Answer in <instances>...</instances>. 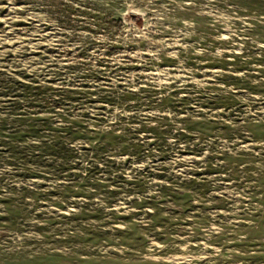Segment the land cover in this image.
Segmentation results:
<instances>
[{
  "label": "rangeland",
  "instance_id": "374dc122",
  "mask_svg": "<svg viewBox=\"0 0 264 264\" xmlns=\"http://www.w3.org/2000/svg\"><path fill=\"white\" fill-rule=\"evenodd\" d=\"M0 264H264V0H0Z\"/></svg>",
  "mask_w": 264,
  "mask_h": 264
}]
</instances>
